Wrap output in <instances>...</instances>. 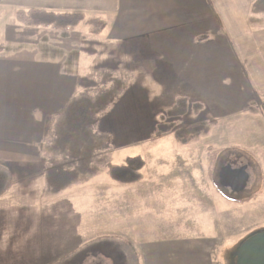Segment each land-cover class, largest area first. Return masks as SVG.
Segmentation results:
<instances>
[{
	"label": "crops",
	"instance_id": "crops-1",
	"mask_svg": "<svg viewBox=\"0 0 264 264\" xmlns=\"http://www.w3.org/2000/svg\"><path fill=\"white\" fill-rule=\"evenodd\" d=\"M262 1L0 0V164L12 176L0 203L11 195H33L24 185L37 179L50 195L59 193L46 181V171L60 164L52 161L48 148L46 152L45 140L58 144L56 137L63 134L72 104L90 102L91 116L103 94L110 99L101 91L103 85L111 95L123 90L115 95L108 121L141 120L137 116L187 100L214 117L221 114L229 122L226 137L264 130V117L253 115V95L264 106ZM31 8L83 12L102 18L107 27L94 36L81 24L64 31L17 25L14 11ZM235 118L239 122L231 127ZM17 184L23 188L15 191ZM91 184L81 193L94 200L95 182ZM157 237L144 242L83 238L76 247L80 249H73L80 252L71 249L68 256L78 255V262H71L72 257L65 264H85L94 250L108 244L110 252L99 253L115 264H219L215 240L205 232ZM64 246L70 249V240Z\"/></svg>",
	"mask_w": 264,
	"mask_h": 264
},
{
	"label": "rangeland",
	"instance_id": "rangeland-1",
	"mask_svg": "<svg viewBox=\"0 0 264 264\" xmlns=\"http://www.w3.org/2000/svg\"><path fill=\"white\" fill-rule=\"evenodd\" d=\"M81 26L86 27L85 24ZM262 27L264 31V12ZM101 91L111 98H105L103 94L92 107L93 114L88 115L82 130L74 133L62 151L55 141L46 139L44 143L53 162L77 170L80 177L56 195H50L46 184L37 179L24 185L34 192L33 195L25 194L22 198L11 195L0 203V264H65L72 257L71 262H78L76 254L80 251L73 249H80L76 247L83 244V238H92L91 242L107 237L114 241L126 238L144 242L157 236L195 230L205 232L215 240L216 262L233 264V255L241 243L264 230V130L253 132L251 129L241 133L248 134L247 137H226L223 133H228L226 125L229 122L223 121L221 114L214 117L203 112L198 103L191 105L187 100H178L189 104L183 116L168 115L178 103L175 101L174 105L160 107L159 111L156 108L147 117L137 116L141 120L108 121L111 107L117 101L115 95L123 90L111 95L103 85ZM255 104L257 108L253 115L264 117L260 111L264 112V106ZM69 121L70 118L66 125ZM238 122H231V127ZM200 123L208 127L206 134L184 138L185 143L173 135L181 128ZM250 123L249 126H255L254 122ZM160 126L169 131L160 133ZM249 126L244 124V128ZM62 132L56 140L64 135ZM230 132L237 134L238 129L231 128ZM208 147L219 151L215 155V164L208 161ZM52 149L63 156L56 157ZM137 155L145 162L141 181L123 185L107 177L108 164L122 165L127 157ZM83 165L89 168L90 175H84ZM227 165L232 169L247 167L249 180L242 190L235 192L221 184L220 173ZM92 177L96 178L91 180ZM92 182H95L94 200L81 193L91 187ZM13 188L18 191L23 187L17 184ZM251 195H255V199L247 203L225 198ZM209 225L211 231L207 232ZM76 236H79L77 241ZM69 240L71 248L65 249ZM70 251L76 254L68 257ZM99 252H110V244L94 250L85 264H115L113 258Z\"/></svg>",
	"mask_w": 264,
	"mask_h": 264
},
{
	"label": "trees",
	"instance_id": "trees-1",
	"mask_svg": "<svg viewBox=\"0 0 264 264\" xmlns=\"http://www.w3.org/2000/svg\"><path fill=\"white\" fill-rule=\"evenodd\" d=\"M264 0L262 1V5ZM14 20L17 24L28 28H43L51 30H69L78 27L85 23L87 32L90 35H99L107 27V22L102 18H89L83 12H54L44 9H18L14 11ZM1 48V46H0ZM254 102H259L257 95H253ZM188 103L186 101L178 102L169 112L171 117L183 116L188 111ZM91 104L88 101L74 103L69 107V124L66 125L64 135L58 141V147L63 148L73 137L74 133L82 130V127L88 121V115ZM77 122L75 123V120ZM160 133L165 134L169 130L164 126H160ZM188 129L190 131H188ZM208 127L203 123L195 125L190 128H181L179 131L173 133L176 139L184 142V138H193L201 134H206ZM180 138V139H179ZM213 147H208L207 157L210 164H215L217 157H215L218 150ZM217 156V155H216ZM145 166L143 158L139 155L129 156L122 165L108 164L106 168V175L112 181L119 184H136L142 179V169ZM83 171L88 172L89 168L83 165ZM79 173L77 170L65 169L61 166H54L46 171V181L49 187L54 192H58L67 188L74 180L77 179ZM11 173L9 169L0 164V196H2L11 185ZM232 202L247 203L255 199V195L246 198L230 199ZM234 264V262H233Z\"/></svg>",
	"mask_w": 264,
	"mask_h": 264
},
{
	"label": "water",
	"instance_id": "water-1",
	"mask_svg": "<svg viewBox=\"0 0 264 264\" xmlns=\"http://www.w3.org/2000/svg\"><path fill=\"white\" fill-rule=\"evenodd\" d=\"M221 184L237 192L242 190L248 181L246 166L232 169L229 165L222 168ZM234 264H264V230L250 235L238 247L233 255Z\"/></svg>",
	"mask_w": 264,
	"mask_h": 264
},
{
	"label": "flooded vegetation",
	"instance_id": "flooded-vegetation-1",
	"mask_svg": "<svg viewBox=\"0 0 264 264\" xmlns=\"http://www.w3.org/2000/svg\"><path fill=\"white\" fill-rule=\"evenodd\" d=\"M237 168V167H236ZM235 167H233V169H236ZM239 168V167H238ZM85 253H87V252H85Z\"/></svg>",
	"mask_w": 264,
	"mask_h": 264
}]
</instances>
